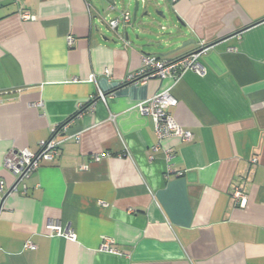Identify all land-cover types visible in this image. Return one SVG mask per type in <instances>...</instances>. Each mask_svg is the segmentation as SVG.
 Instances as JSON below:
<instances>
[{
    "label": "crops",
    "instance_id": "1",
    "mask_svg": "<svg viewBox=\"0 0 264 264\" xmlns=\"http://www.w3.org/2000/svg\"><path fill=\"white\" fill-rule=\"evenodd\" d=\"M140 3L125 24L112 0H0V264H264V0ZM202 48L205 76L126 83L143 55ZM168 90L192 142L159 140L136 107ZM64 125L56 159L10 193L6 155Z\"/></svg>",
    "mask_w": 264,
    "mask_h": 264
},
{
    "label": "built area",
    "instance_id": "2",
    "mask_svg": "<svg viewBox=\"0 0 264 264\" xmlns=\"http://www.w3.org/2000/svg\"><path fill=\"white\" fill-rule=\"evenodd\" d=\"M114 7L111 6V10ZM20 17L23 20L31 21L36 17L28 12H21ZM124 23L131 22V14L125 12L122 15ZM108 26L116 30L119 26V20H111ZM72 44V38L69 39ZM206 53V48H202L189 56L178 60L169 61L163 58L143 55L141 68L139 71L132 73L126 79V83L132 84H145L151 79H166L170 77H179L185 72L192 71L198 76H205L207 68L202 63L201 59ZM106 74H108L106 72ZM95 81V79H94ZM98 99L106 102V96L104 93L99 92ZM178 100L173 96L172 91H164L150 97L149 99L137 104V108L142 115L149 116L153 119L155 125V132L159 140L166 138H179L182 141L189 143L193 140V134L191 131L183 128L175 116L172 114L171 109L177 107ZM66 126L56 127L52 131L50 139L41 141L38 152H32L27 148L12 149L5 157L4 167L10 171L15 177V184L10 190V193H17L19 185H22L26 190L25 182L31 177L32 174L37 172L44 162H52L59 154L60 146L64 140L60 139L66 131ZM173 158V152L171 150L166 151V159L170 161ZM256 162V160H254ZM3 185L0 182V191ZM236 199H240L241 194H235ZM50 237L64 238L70 242H77V236L72 229H64L58 220H50L46 224ZM26 250H36L37 246L27 241L24 245ZM100 251L118 254L116 251L110 248L109 242L103 244Z\"/></svg>",
    "mask_w": 264,
    "mask_h": 264
},
{
    "label": "rangeland",
    "instance_id": "3",
    "mask_svg": "<svg viewBox=\"0 0 264 264\" xmlns=\"http://www.w3.org/2000/svg\"><path fill=\"white\" fill-rule=\"evenodd\" d=\"M112 1H116L117 10L119 11V15L122 12H129L132 16V19L134 20V9H135L134 1H130V0H112ZM139 3H140V0H139ZM143 12H144V7L140 3L138 14L143 15Z\"/></svg>",
    "mask_w": 264,
    "mask_h": 264
},
{
    "label": "water",
    "instance_id": "4",
    "mask_svg": "<svg viewBox=\"0 0 264 264\" xmlns=\"http://www.w3.org/2000/svg\"><path fill=\"white\" fill-rule=\"evenodd\" d=\"M130 1H134L135 2V9H134V20H135L136 16H137V13L139 11L140 3H139V0H130ZM146 17H147V15H146ZM186 45H187V43H186ZM186 45H184V46H186Z\"/></svg>",
    "mask_w": 264,
    "mask_h": 264
}]
</instances>
